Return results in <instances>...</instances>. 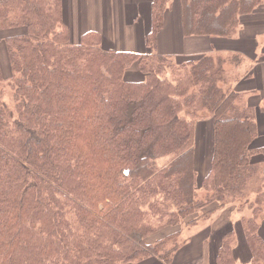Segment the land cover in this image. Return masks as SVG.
<instances>
[{"label": "trees", "instance_id": "16d2710c", "mask_svg": "<svg viewBox=\"0 0 264 264\" xmlns=\"http://www.w3.org/2000/svg\"><path fill=\"white\" fill-rule=\"evenodd\" d=\"M171 2L152 0L150 51L139 54L109 48L96 30L71 43L64 0H0V31L24 28L5 40L8 80L0 63V264H172L185 225L234 203L251 213L225 234L216 262L237 264L243 247L264 264L259 88H235L240 53H159ZM263 5L181 0L184 35L237 38ZM134 65L141 81L125 79ZM211 116L199 180L196 133Z\"/></svg>", "mask_w": 264, "mask_h": 264}, {"label": "crops", "instance_id": "0c3cea01", "mask_svg": "<svg viewBox=\"0 0 264 264\" xmlns=\"http://www.w3.org/2000/svg\"><path fill=\"white\" fill-rule=\"evenodd\" d=\"M152 0H131L127 4H122L117 0H105L103 2L104 13L102 8L97 10V0H71L69 2L64 0V11L71 14V19L74 24L75 30V42L78 43L82 35L89 30H97L103 34L107 46L114 47L118 51H130L136 53H146V49L143 47L142 38L135 34V29L142 31L140 27V18L143 16V6L149 5L151 7ZM121 6L123 12H125L126 22L121 25L122 19L120 15L113 14L112 9L114 6ZM66 17V16H65ZM166 20V16H165ZM150 25V16H149ZM243 28L238 31L237 41L229 38H203V37H186L183 32L182 17L179 25L173 35L176 41H178V50L172 47L170 44L169 48H165L162 45L161 33H167V26L165 25L163 30L159 34L158 39V51L164 55H179L178 57L191 56V55H204L205 53H240L244 56V60L255 59L256 61L252 65H248L243 72H239L243 75V79L236 83L240 87L242 81L256 79L258 84V90L260 91L259 98L261 103H264V85L261 86V80L264 83V44L260 49V54H263L259 59L256 52L259 51L261 42L259 37L264 35V5L255 14L244 18L242 21ZM123 27L122 31L119 29ZM150 26L145 25L143 31L147 34ZM79 29H82L81 33ZM172 36L168 37L169 43ZM146 39V35H145ZM146 42V40H145ZM147 47V45H146ZM164 48V49H163ZM148 49V47H147ZM176 57V58H178ZM137 75L136 72H126ZM249 76V77H248ZM247 77V78H245ZM248 87V86H244ZM243 87V88H244ZM241 88V87H240ZM256 89V88H253ZM207 121L208 127H212L214 121L213 117H209L201 122L200 133L204 139V125ZM264 131V128H263ZM202 161V160H201ZM201 165V162H198ZM208 169V167H207ZM158 261H148L146 263L152 264Z\"/></svg>", "mask_w": 264, "mask_h": 264}, {"label": "rangeland", "instance_id": "374dc122", "mask_svg": "<svg viewBox=\"0 0 264 264\" xmlns=\"http://www.w3.org/2000/svg\"><path fill=\"white\" fill-rule=\"evenodd\" d=\"M67 2H71V0H65ZM105 0H97V10L99 8H102V12L104 13V6L103 2ZM120 1L122 4H127L131 0H117ZM143 16L140 18V27L142 28L138 30L135 29V34L142 38L143 41V47L146 49V53L149 52V48L146 47L145 42V35L146 33L143 31V28H145V25H149V16H150V9L149 5L143 6ZM113 14L120 15L122 22H120L121 25H123L126 22V16L124 15L125 12H123V8L121 6H114L112 9ZM66 20L70 25L72 38L71 43L78 44L81 41V38L79 39V42H75V30H74V24L72 21L71 14L68 12H65ZM71 17V18H70ZM182 17V7H181V0H172L167 12H166V20L165 25L167 26V33H164V31L161 33L162 38V45L165 48H169L170 44H172V47L176 50H178V41L175 40L173 37L177 26L179 25L180 19ZM62 28V27H61ZM121 31L123 29L122 26L119 28ZM80 33L82 29H79ZM90 31V30H89ZM97 31V30H96ZM24 32V28L19 29H6L0 31V63L2 66L3 74L6 80L12 77V70L10 66V57L9 53L5 44L6 37L21 34ZM87 32V31H86ZM103 35V34H102ZM172 36L170 39V43L168 40V37ZM233 39V41H237L236 38H229ZM259 40L261 42V46L259 48V51L256 52L257 57L260 59L263 54H260V49L262 48L264 44V35L259 37ZM108 45V44H107ZM110 48V46H109ZM114 49V47H112ZM164 49V48H163ZM118 51V50H116ZM139 54H145V53H139ZM175 57H178L179 55H174ZM191 57H178V59H190ZM256 60L253 61L251 59H246L243 61V64L240 66L241 70L244 71L248 65H252ZM126 72H136L138 76L132 75V73H126L125 79L128 81H141L144 79V75L141 73L137 65H134L127 69ZM261 86L264 85L263 80H261ZM244 86L249 87H257L258 84L256 83V79L253 80H244L242 81L241 88ZM258 88V87H257ZM6 96L7 99L10 100L11 97L10 94H12L11 89L9 87H6ZM10 98V99H9ZM262 108H264V103H262ZM264 111V110H263ZM262 127L264 128V114H263V122ZM212 129H213V123L212 127H208L207 121L204 125V139L201 142V131L200 129H197L196 137H197V146H200V142L203 146L202 156L199 159V162H201V165L198 166V179L202 180L204 176L207 174V163L210 160L212 156ZM254 147L264 146V133L260 134L254 144ZM261 155H264V152H262ZM202 160V161H201ZM200 197L205 199L206 192L203 190H200ZM235 205H227L225 207L216 209L208 215L209 217L205 220L200 218V215H197L199 218L196 222L192 224L185 225L183 229V238L184 243L180 249V251L176 254L172 264H217L216 262V254L217 251L222 243L223 237L226 233H228L230 230H237L239 227L241 219H243L244 216H248L251 213V210L247 208V212L241 207L240 203H234ZM242 204V203H241ZM246 207L249 206V203H245ZM215 205H210L206 208V210H209L210 208H213ZM246 212V213H245ZM245 213V215H244ZM196 216V217H197ZM178 230V226H172L167 228L165 231L166 233H171ZM153 240V238H152ZM247 252L243 249V247L240 250V255L238 254L237 258V264H252L250 260L247 259ZM157 260V259H154ZM162 263V262H161ZM148 264V263H145ZM152 264H160L159 261L157 263ZM163 264V263H162Z\"/></svg>", "mask_w": 264, "mask_h": 264}]
</instances>
